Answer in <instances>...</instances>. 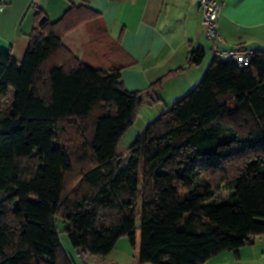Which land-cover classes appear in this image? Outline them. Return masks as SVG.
I'll return each instance as SVG.
<instances>
[{
  "label": "trees",
  "instance_id": "16d2710c",
  "mask_svg": "<svg viewBox=\"0 0 264 264\" xmlns=\"http://www.w3.org/2000/svg\"><path fill=\"white\" fill-rule=\"evenodd\" d=\"M98 17L78 5L56 22L42 18L21 63L0 50V264L70 263L59 219L82 256L106 257L122 237L136 245L138 228L139 264L239 253L264 235V51L244 68L214 59L121 166L119 144L163 80L128 91L124 67L95 69L63 44ZM204 58L192 51L187 66ZM68 126L88 149L70 190Z\"/></svg>",
  "mask_w": 264,
  "mask_h": 264
},
{
  "label": "crops",
  "instance_id": "0c3cea01",
  "mask_svg": "<svg viewBox=\"0 0 264 264\" xmlns=\"http://www.w3.org/2000/svg\"><path fill=\"white\" fill-rule=\"evenodd\" d=\"M224 3L219 21L225 41L222 48L264 51V0ZM78 5L100 15L63 38V44L81 61L104 71L124 67L122 80L131 92L163 80L140 110L148 114L146 124L195 88L214 61L198 0H7L6 8L0 9V50L21 63L42 18L56 22ZM196 50H202L205 58L188 67L190 53ZM260 250L264 247L253 242L239 253L226 251L210 261L257 264Z\"/></svg>",
  "mask_w": 264,
  "mask_h": 264
},
{
  "label": "rangeland",
  "instance_id": "374dc122",
  "mask_svg": "<svg viewBox=\"0 0 264 264\" xmlns=\"http://www.w3.org/2000/svg\"><path fill=\"white\" fill-rule=\"evenodd\" d=\"M99 67V65H94ZM148 116L145 112H140L135 120V123L131 126V128L128 130V132L125 134V136L122 138V141L119 144L118 147V153L120 158L122 159L120 162V165L123 166L124 162L129 157V149L133 142L136 140L138 135L149 125L144 123L146 121V117ZM146 124V125H145ZM67 137H69L68 144L72 148L73 152V159H74V172L72 174H69L66 176V185L68 187V190L72 189L80 180L81 176L80 174L87 168L88 161L86 160L87 155L84 159H80L85 153L84 149L88 151L87 148H82L81 144L83 141V138L81 135L78 134L77 130L73 127L68 126L67 130ZM87 154V153H86ZM80 171V174H79ZM229 191L226 189H223L219 200L224 201L227 200L229 196ZM138 227L140 226V220L137 222ZM68 224L64 222L62 219H59L58 221V228L60 232V239L61 243L69 255L70 263L68 264H139L138 256H139V250H140V230L138 228L137 231V240L136 245H133L128 237H122L118 244L116 245V248L112 251V253L106 257H94L91 255L88 256H82L79 254L68 240L66 228ZM255 243L259 244L262 247H264V235L257 237L254 240ZM263 250L259 251V258L257 264H264V254ZM261 257V258H260ZM62 264H67L64 261ZM213 261H209L207 264H212Z\"/></svg>",
  "mask_w": 264,
  "mask_h": 264
},
{
  "label": "built area",
  "instance_id": "2783aa9c",
  "mask_svg": "<svg viewBox=\"0 0 264 264\" xmlns=\"http://www.w3.org/2000/svg\"><path fill=\"white\" fill-rule=\"evenodd\" d=\"M38 0H33L36 3ZM201 14L202 27L205 30L206 37L211 43V52L214 59H220L235 63L239 67H248L252 63L254 52L245 48L237 47L232 49H224L222 45L225 43L220 33V16L224 8V0H198ZM7 6V0H0V9L4 10Z\"/></svg>",
  "mask_w": 264,
  "mask_h": 264
},
{
  "label": "water",
  "instance_id": "95a60500",
  "mask_svg": "<svg viewBox=\"0 0 264 264\" xmlns=\"http://www.w3.org/2000/svg\"><path fill=\"white\" fill-rule=\"evenodd\" d=\"M121 160H118V164L120 163Z\"/></svg>",
  "mask_w": 264,
  "mask_h": 264
}]
</instances>
